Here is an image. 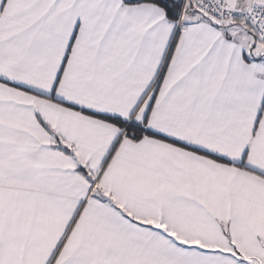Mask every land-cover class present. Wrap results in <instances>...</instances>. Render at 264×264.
Instances as JSON below:
<instances>
[{"label":"snow or ice","instance_id":"1","mask_svg":"<svg viewBox=\"0 0 264 264\" xmlns=\"http://www.w3.org/2000/svg\"><path fill=\"white\" fill-rule=\"evenodd\" d=\"M0 264H264V0H0Z\"/></svg>","mask_w":264,"mask_h":264}]
</instances>
